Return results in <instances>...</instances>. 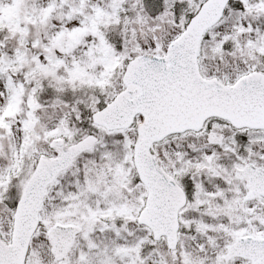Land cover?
Wrapping results in <instances>:
<instances>
[{
	"label": "snow or ice",
	"instance_id": "6c2138e0",
	"mask_svg": "<svg viewBox=\"0 0 264 264\" xmlns=\"http://www.w3.org/2000/svg\"><path fill=\"white\" fill-rule=\"evenodd\" d=\"M0 264H264V0H0Z\"/></svg>",
	"mask_w": 264,
	"mask_h": 264
}]
</instances>
